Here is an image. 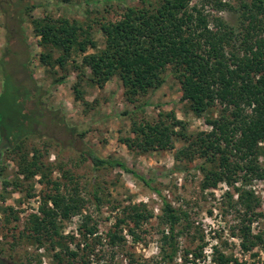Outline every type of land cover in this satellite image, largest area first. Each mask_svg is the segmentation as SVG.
<instances>
[{
	"label": "rangeland",
	"instance_id": "374dc122",
	"mask_svg": "<svg viewBox=\"0 0 264 264\" xmlns=\"http://www.w3.org/2000/svg\"><path fill=\"white\" fill-rule=\"evenodd\" d=\"M4 1L0 0V94L5 79L11 87L23 84L28 90L34 87L31 80L35 81L40 89L35 92L39 101L35 100L38 104L36 106L34 102L33 108L34 105L38 108L36 114L41 120L38 127L41 135L30 134L19 141L18 147L1 148L0 264H57L53 255L60 248L53 249L48 240L39 245L37 235L31 229L32 216L42 215V202L48 195L58 192L55 184L66 195L78 193L84 202L83 214L92 216L91 224L97 222L100 238L91 237L90 244L94 246L91 258L98 261L105 256L101 264L104 261L106 264H165L160 257L163 230L160 223L161 196L187 212L188 216L181 224L190 226L178 239L179 251L172 264H214L215 247L244 264H264V243L245 250L240 235L235 234L241 225L239 211L243 209L238 204V192L226 182L208 188L202 185L204 174L200 165L204 158L196 151L197 135L212 129L207 118L217 117L222 106L216 105L209 113L196 116L182 100L181 84L171 67L165 72V82L159 89L138 94L130 101L119 76L99 85L93 81L89 68L84 71L77 69L75 65L80 64L83 57L80 52L73 51L66 69L57 65L54 67L51 63L47 65L41 60L43 53L51 52L54 60L61 52L41 44V37L34 33L30 23L31 15L38 18L47 14L66 16L84 22L85 27L92 24L93 39L104 47L99 23L119 19L127 6L141 7L144 0H36L44 5L24 15L23 33L14 30L16 19L14 21V16L5 12L4 8L9 5L5 3L3 7ZM205 1L206 11L223 17L240 29L238 10L241 0H222L233 9L221 10L216 7L215 0ZM195 2L201 1L193 0L192 4ZM9 30L12 32L11 42H8ZM94 51V48H89L88 53ZM63 76L65 79L58 82ZM77 81H80V99H77L78 92L74 90ZM10 90L7 88L9 94ZM25 95L22 97L25 98ZM6 104L0 112L10 113L18 121L21 109L14 107L8 110ZM50 111L55 114L50 115ZM172 112L185 123V137H177L173 149L143 153L123 141L128 136H134L133 121L155 123L164 117L161 114ZM63 118L69 127L74 128L73 134L62 127L60 119ZM176 129L182 128L178 126ZM3 141L0 139L1 143ZM86 148L104 158L122 159L129 167L152 179V186L162 195L120 168L95 169L83 153ZM179 150L184 153L177 159ZM20 156H28L30 160L39 156L41 169L33 177L25 178L20 171ZM261 160L264 164V158ZM3 180L9 181V185L4 187ZM250 187L260 199L251 228L253 232L264 234V179L254 180ZM95 191L99 200L95 198ZM133 205H139L142 211L153 212V217L135 229L137 239L129 235L128 230L134 227V223L127 218L122 224L127 242L113 258L107 233L116 229L117 220L126 215V207ZM81 222L80 214L66 219L59 216L57 219L60 233L73 249H77L76 242L82 238L78 229ZM202 247V256H195V252H200ZM78 251L80 255L75 263L79 262L80 256L88 253L83 245Z\"/></svg>",
	"mask_w": 264,
	"mask_h": 264
},
{
	"label": "trees",
	"instance_id": "16d2710c",
	"mask_svg": "<svg viewBox=\"0 0 264 264\" xmlns=\"http://www.w3.org/2000/svg\"><path fill=\"white\" fill-rule=\"evenodd\" d=\"M156 1L154 4L144 0L141 7L127 6L119 19L99 23L104 47H100L93 39L92 24L85 27L84 22L66 16L47 14L38 18L31 15L30 23L34 33L41 37V44L61 52L54 60L51 52L43 53L41 60L47 65L51 63L54 67L57 65L66 69L73 51L80 52L83 57L81 63L75 65L77 69L84 71L89 68L93 81L99 85L119 76L130 101L138 94L144 95L159 89L165 82V72L171 67L181 84L182 100L196 116L209 113L216 105L222 106L217 117L207 118L212 129L197 135L196 151L204 158L200 165L204 174L202 185L208 188L226 182L238 192V204L243 209L238 210L241 225L235 234L240 235L243 248L251 250L259 243H264V234L261 231L253 232L251 228L260 199L250 187L254 180L264 179V164L261 160L264 158V0H241L238 10L240 29L223 17L206 11L204 0L194 4L193 0ZM5 3L9 5L4 8L5 12L14 16L17 22L14 30L20 33H23L24 15L44 5L36 0H5L3 7ZM215 4L219 10L233 9V6L222 0H215ZM8 35V42H11L13 38L10 30ZM89 48L95 51L88 53ZM64 79L63 76L58 82ZM31 81L34 87L29 90L26 85L11 87L8 80L4 81L0 111L6 103L8 110L18 107L21 111L17 115H20L18 121L10 113L0 112V139L6 141L3 148L18 147L24 136L41 135L38 128L41 120L36 114V101L39 99L35 95L40 88L35 81ZM7 88L11 89L12 95ZM74 90L78 92L77 99H80V81L75 83ZM23 94H26L25 98ZM54 114V111H50V115ZM162 116L155 123L133 121L134 136H128L123 141L130 148L136 147L143 153L173 149L174 140L185 137V123L177 119L174 112ZM60 123L73 134L74 128L69 127L64 118L60 119ZM178 126L182 129L177 130ZM83 153L95 169L120 168L162 195L160 190L152 186V179L129 167L122 159L104 158L89 148L84 149ZM182 153L184 151L179 150L176 158L180 159ZM38 157L34 156L32 160L28 156L19 157L20 171L25 178L33 177L41 169ZM9 183L3 180L4 187ZM55 186L58 192L48 195L40 206L42 215L32 216L31 229L37 235L39 245L42 246L43 241L48 240L53 249L60 248L53 255L57 264H101L105 256L98 261L91 258L94 251V246L90 244L91 237L100 238L97 222L91 224L92 216L83 214L84 202L78 193L74 191V194L66 195L59 191L58 184ZM161 197L160 223L163 230L160 257L163 263L172 264L179 251L178 239L190 226L181 224L188 216L187 212L173 206L165 196ZM95 198L99 200L97 191ZM78 214L82 215L78 228L82 238L76 242L77 249H73L60 233L57 219L59 216L66 219ZM152 217L153 212L142 211L139 205L126 207L125 217L119 218L116 229L107 233L111 256L114 258L115 252L123 249L127 242V234H124L122 227L127 218L134 223V227L128 230L129 235L137 239L135 229L142 227ZM71 238L74 239L73 236ZM81 245L88 253L80 256L79 262L75 263ZM202 253L203 247L200 252H195V256L200 257ZM212 260L214 264H244L217 247L214 248ZM185 262L188 263L189 259L186 258Z\"/></svg>",
	"mask_w": 264,
	"mask_h": 264
},
{
	"label": "water",
	"instance_id": "95a60500",
	"mask_svg": "<svg viewBox=\"0 0 264 264\" xmlns=\"http://www.w3.org/2000/svg\"><path fill=\"white\" fill-rule=\"evenodd\" d=\"M4 144H5V141L2 142V143L0 144V149H1V147H2Z\"/></svg>",
	"mask_w": 264,
	"mask_h": 264
},
{
	"label": "flooded vegetation",
	"instance_id": "af4514ba",
	"mask_svg": "<svg viewBox=\"0 0 264 264\" xmlns=\"http://www.w3.org/2000/svg\"><path fill=\"white\" fill-rule=\"evenodd\" d=\"M3 142H4V141H3ZM0 143H1V142H0ZM5 143H6V141H5ZM4 145H5V144H4ZM4 145H3L2 147H4ZM2 147H1V148H2ZM0 155H1V149H0Z\"/></svg>",
	"mask_w": 264,
	"mask_h": 264
}]
</instances>
